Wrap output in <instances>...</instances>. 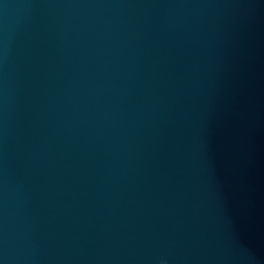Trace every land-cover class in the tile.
I'll return each mask as SVG.
<instances>
[{
    "label": "water",
    "instance_id": "95a60500",
    "mask_svg": "<svg viewBox=\"0 0 264 264\" xmlns=\"http://www.w3.org/2000/svg\"><path fill=\"white\" fill-rule=\"evenodd\" d=\"M0 264H264V0H0Z\"/></svg>",
    "mask_w": 264,
    "mask_h": 264
}]
</instances>
